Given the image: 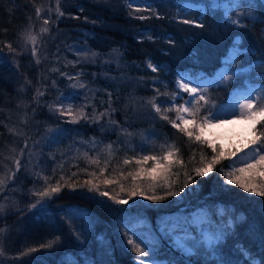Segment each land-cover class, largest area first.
Returning <instances> with one entry per match:
<instances>
[{
  "label": "trees",
  "instance_id": "16d2710c",
  "mask_svg": "<svg viewBox=\"0 0 264 264\" xmlns=\"http://www.w3.org/2000/svg\"><path fill=\"white\" fill-rule=\"evenodd\" d=\"M124 1L60 0L57 4V0H47L45 7L51 9V13L47 16L50 24L45 26L44 11L41 10L39 18L35 13L36 8L42 7L41 0H0V48L7 42L17 49L16 54H10L6 48L0 53V173L6 171V166L13 167V158L20 156V150L24 149L16 181L0 193V199L2 196L8 198L3 213H0V230H3L0 249L4 252L0 264L75 261L78 264H136L137 254L127 243L124 223L133 217L155 222L160 216L195 208H204L221 227L231 224L228 240L222 251L216 252L220 258L237 264L241 260L237 248L242 246L260 264L264 258V197L245 193L238 186L226 183L230 157H222L206 177H194V182L184 187L179 196L163 201L135 196L127 204L117 205L107 197L89 192L87 186L81 187L90 177L79 169L87 168L90 172L103 167L108 159L109 144L113 158L106 176H118V172H113V166L126 154L134 155L141 148L148 153H159L163 150L162 145L175 144L189 170L193 164L189 161L193 151L197 166L202 152L208 158L213 155V149L219 152L217 147L207 143L201 145L194 138L190 142L159 119L146 101L156 97L162 108H166L174 94L177 72L189 70L212 74L237 35L241 45L251 46L258 52L250 61L259 62L264 58L262 0H252V15L242 17L240 27L227 21L221 11H207L201 19L207 25L205 29L177 23V18L160 0L155 1L163 8V19H132ZM57 7L64 13L60 18H57ZM43 27L48 28L47 33L40 31ZM28 29L37 36L35 46L23 43L21 34ZM147 31L151 36L155 34L152 40L143 35ZM157 34L160 37H156ZM33 47L37 49L35 58L31 55ZM72 61L76 62L75 67L69 63ZM149 61L159 65L160 71L153 73L147 67ZM53 68L59 71L53 72ZM60 72L81 75L76 81L61 76ZM257 74L259 68L245 78L260 82ZM79 83L85 84L86 88H80ZM238 84L235 80L225 87L207 88V95L212 98L208 107L222 103ZM37 89L45 94L34 101ZM108 93H111L112 101L110 116H105L99 123L84 120L78 124L66 123L67 116L49 110V106L58 107L59 99L67 96L73 109L90 105L84 111L91 117L93 109L96 114L108 109ZM167 115L173 118L174 113ZM222 152L230 153L228 149ZM96 156L100 158V165L89 166L88 158ZM221 169H224L223 173ZM174 171L180 172L178 190L184 184V170L178 165ZM72 172H78V178L72 177L68 181V184L76 185L75 190H70L61 181V192L45 202L48 206L44 210H30V205L37 199L32 191L41 189L44 183L37 179V174L50 177L54 184L62 174L67 180ZM103 179L95 181L101 190L127 199V192H121L119 185L106 187ZM171 179L176 180V177ZM130 184L129 180L125 187ZM157 194H163V189ZM66 205L78 206L84 216L78 215L79 219H75L67 212L56 214ZM218 207L222 208L221 212ZM52 217L56 218L57 227L49 221ZM27 226L33 233L20 238ZM45 229L55 234L50 241ZM49 242H52L51 248H40L42 243ZM33 247L38 250L29 253ZM158 250L168 252L163 247ZM179 260L190 264H215L213 259L197 254L187 259L179 256Z\"/></svg>",
  "mask_w": 264,
  "mask_h": 264
},
{
  "label": "snow or ice",
  "instance_id": "6c2138e0",
  "mask_svg": "<svg viewBox=\"0 0 264 264\" xmlns=\"http://www.w3.org/2000/svg\"><path fill=\"white\" fill-rule=\"evenodd\" d=\"M60 0H57V4ZM130 11L128 13L129 17L139 21H144L147 19H163L164 17L158 13L152 11L150 5H146L141 8L138 3H132L128 0ZM236 7H241L240 3H233ZM133 5H137L133 7ZM36 17L41 16V9L36 8ZM57 18L64 15L60 7L56 8ZM142 13H147L142 14ZM78 19V17H73ZM246 18V17H245ZM177 23L197 28L205 29L207 25L203 20H194L188 17L177 18ZM264 22V21H261ZM234 26L240 27L239 20L232 21ZM50 24V18L43 19V25L47 26ZM42 33H47L48 28L43 27L40 30ZM22 35L23 43L26 45L31 43L32 45L37 44V36L32 34L30 29L26 30ZM148 40H152L153 37L149 35ZM170 43L172 41H169ZM4 48L8 50L10 54H16L17 49L13 47L11 43H4V47L0 48V53L4 51ZM31 55L33 58L37 57V49L33 47L31 50ZM95 55V53H93ZM251 53L244 48L243 45L233 42L231 48L227 49L226 59V72L220 73L219 79L224 83L230 81H243V78L250 76V74L255 73L257 68H259V79L260 83L257 86H252L249 80L247 85L242 83V87L245 88L244 94H237V98L233 100L230 107L221 106L216 108L213 105L212 108L208 106L212 104V98L206 94V88L200 84H195L190 79H186L183 75L179 76L176 80L177 88L180 91L189 94V99L183 104H172L167 108H162L161 104L157 102L156 97H153L146 101L151 106V110L156 113L159 119L167 122L173 129L182 135L186 136L191 142L193 138L196 142L203 145L205 142L201 139V136L197 133V129L202 130L205 125H211L213 123H223L228 119H242L248 120L252 124L251 134L252 138L244 145L248 151L239 160L233 161L228 165L230 169L226 175V183L228 185H236L245 193L254 194L258 197H264V58H262L258 64L254 65L249 61L247 63V68L243 66L245 57L250 56ZM79 59V57H78ZM36 63L39 64V59H36ZM73 67H75L76 62L72 61ZM147 67L153 72L160 71V66L153 64L150 61ZM53 72H58L59 69L53 68ZM61 76L66 77L69 80L79 81L81 73H76L75 76L60 72ZM215 80L208 81V85L215 83ZM55 84V81H53ZM75 87L76 85H71ZM80 88H86V85L79 83ZM159 93V89H156ZM45 93L37 89V95L33 97L35 101L38 97L43 96ZM108 109L104 112L98 114L95 113L93 109V115L90 117L85 111V107L90 105H85L80 109H73L71 105L64 107L49 106V110L54 113L64 117L67 116L66 123H76L78 124L81 120L85 122L91 121L92 123H99L101 119L105 116H110L109 109H111V93H108ZM175 111L177 115L175 118H171L167 113ZM113 123H115L113 121ZM191 125V127H189ZM10 131H12L10 129ZM15 134V133H13ZM131 135V133H128ZM27 147V142H25V148ZM162 152L159 153H148L145 152L143 148L134 155H125L121 162L113 166V172L117 173L118 176H106L108 172L111 160L113 158L112 145L109 144L108 148V159L104 161L103 167H99L97 170L88 171L87 168L79 169V172H85L90 177L84 181L83 186H87L89 192H96L101 197H107L112 200L113 203L117 205H125L128 203L132 197L143 196L146 200L151 201H163L168 197L179 196L181 192L184 191V187L188 184L194 182V177H206L215 167L222 157H233L236 156V151L230 153L218 152L217 149H213V155L208 158L203 152L201 153V158L199 161V166L194 163L195 151H193V156L189 157V161H193L192 168L189 170L187 163L183 160L180 153V149L175 146V144L162 145ZM242 150V149H241ZM24 149L20 150L21 155L15 156L13 158V167H7L4 173H0V193H3L9 185L13 184L17 179V173L21 169V156L23 155ZM101 163L99 156L88 158V165L99 166ZM183 168L184 184L180 186L177 190V184L180 178V172L174 171L177 166ZM62 168V165H61ZM224 172V169H221ZM55 174V173H54ZM175 176L176 180H172L171 177ZM72 177L78 178V172H72L71 176L65 179L62 174L59 180H56L53 184L50 177H40L37 174V179L43 180V187L38 190L32 191V195L36 196L37 199L34 203L30 205V210L33 208H39L44 210L48 205L45 203L53 198L54 195H58L61 192L62 184L64 181L68 185L70 190H75L76 185L68 184V181ZM103 177V184L107 186L119 185L121 192H127V199L120 198L119 196H112L107 190H101L98 183L95 181ZM131 181L130 186L127 188L125 184ZM159 189H163V194H157ZM4 207L0 205V213H3ZM231 224L226 225L224 228L220 229L217 233L213 234L211 238L207 240L196 242L195 238L192 239L190 243H186L188 248V254H192V250L199 247H204L207 245L208 250L211 253H216L222 251L224 244L229 238L228 229ZM3 230H0L2 233ZM79 239V237H77ZM127 243L131 246L132 250L140 257H148L149 251L145 247H142L138 242L133 240L131 237L128 238ZM52 242L42 243L40 245L41 249L51 248ZM38 249L33 247L28 250L29 253L36 252ZM237 252L240 254L241 260L237 261V264H256V262L249 255V250L245 247H238ZM27 253H24L26 255ZM4 252L0 249V256H3ZM245 256L248 258L243 259ZM66 264H78L75 262H66ZM137 264H146V261L141 259L137 261ZM147 264H156L155 261H148ZM215 264H231V261H226L220 259L215 262ZM260 264H264V258L261 259Z\"/></svg>",
  "mask_w": 264,
  "mask_h": 264
},
{
  "label": "rangeland",
  "instance_id": "374dc122",
  "mask_svg": "<svg viewBox=\"0 0 264 264\" xmlns=\"http://www.w3.org/2000/svg\"><path fill=\"white\" fill-rule=\"evenodd\" d=\"M47 0H41V10L44 11L42 13V17L47 18L51 9H48L46 6ZM161 1L164 7L167 8L168 11H171L172 14L176 18H184L188 17L190 19L197 20L201 14L204 12L203 9L209 10L203 6L212 5V10L216 9L218 11L223 12L227 19L231 24L232 21L239 20L240 24L242 22V17L249 18L252 14V0H208V2H194L191 0H166ZM132 3H138V6L143 8L146 5H150L152 11L158 12L162 15L163 8L159 6V4L154 0H130ZM264 3V0H262ZM233 3H240L241 7H236ZM174 4V5H172ZM124 5L129 7L128 0L124 1ZM247 5V6H246ZM137 5H133L135 7ZM171 6V7H170ZM55 10V9H54ZM196 12H199V15L196 16ZM51 13V12H50ZM253 13V12H252ZM147 14V13H142ZM204 14V13H203ZM43 18V19H44ZM29 28V27H28ZM145 33V32H144ZM235 42L239 43V38L234 39ZM231 48V47H230ZM227 55V53H226ZM226 55L222 60L221 66L211 75H206L202 72L195 71L190 72L189 70H183L177 72L174 78V94H172L169 102L165 105L166 108L172 104H183L186 100L189 99V94L183 91H180L177 88L176 80L179 76L183 75L186 79L192 80L195 84H200L206 88L211 86H224L222 80L219 79L220 73L226 72ZM256 62L253 64L255 65ZM246 68V67H245ZM259 78V74H257ZM215 80L216 82L208 85V81ZM249 78H243V81L236 80L239 82L237 86H234L226 95L225 99L222 103H218L216 108H220L221 106L230 107L231 103L235 98H237V94H244L245 88L242 87V83L247 85L249 83ZM252 86L259 85L260 82L251 81ZM70 97H61L58 101V107L63 105L67 107L70 105ZM145 108V106H144ZM143 108V109H144ZM212 108V107H210ZM145 110V109H144ZM173 118L177 115L175 111ZM191 127V125H189ZM252 124L248 120L242 119H228L223 123H213L211 125H205V127L200 130L197 129V133L201 136V139L211 145L212 147H217L220 151L228 149L229 152L236 151V156L230 157V163L233 161L239 160L240 157H243L245 153L248 151L247 148H244V145L252 138L251 134ZM167 145V144H165ZM242 149V150H241ZM158 153V151H155ZM15 187V186H14ZM8 198L6 196H2L0 199V205L7 204ZM77 206L66 205L65 207L61 206L60 215L67 211V213H71V215H75L74 213H80ZM65 208V209H63ZM184 208V207H182ZM222 208L218 207V211L221 212ZM83 212V211H82ZM49 221L56 226V218L52 217ZM56 221V222H55ZM124 228L127 233V237H131L133 240L138 242L142 247H145L146 250L149 251L148 257H140L137 255L136 264L138 260H145L146 264L148 261H155L156 264H190V262H186L185 260L179 262V256L187 259L191 255H203L206 256V259H213L214 262L219 261L220 255L217 253H211L207 245L204 247H199L192 250V254H188V248L186 243H190L193 238H195L196 242L199 244L201 240H207L211 238V236L217 233L221 227L219 224L214 222L204 208H195L188 212L181 210L171 215L160 216L155 222L149 221L147 219L138 218H130L129 222L124 223ZM31 232L30 234H32ZM45 234L49 238V241L53 238V232L45 229ZM21 235H25V233H21ZM52 235V236H51ZM160 243L161 246L158 244ZM159 247H163L168 252L163 253L159 249ZM161 249V248H160ZM209 252V253H208ZM177 254L178 258H175L174 255ZM256 264H258L257 260H254Z\"/></svg>",
  "mask_w": 264,
  "mask_h": 264
},
{
  "label": "bare ground",
  "instance_id": "6f19581e",
  "mask_svg": "<svg viewBox=\"0 0 264 264\" xmlns=\"http://www.w3.org/2000/svg\"><path fill=\"white\" fill-rule=\"evenodd\" d=\"M179 1V0H178ZM172 5H174V4H172ZM203 6H205V8H207V9H210V6L209 5H206V4H203ZM171 7V6H170ZM203 13H205V10L203 9ZM206 11H208V10H206ZM203 13L201 14V16L197 19V20H201L202 18H203ZM197 15H199V12H196V16ZM144 36H146V37H148L149 35H151L150 34V32L149 31H147V32H145L144 34H143ZM152 37H155V34H153V36ZM156 37H160V34L158 35H156ZM227 163L229 164L230 163V160L229 161H227ZM76 209H78L79 210V212L80 213H74L75 215H73V217L75 218V219H79L78 218V215L79 216H84V212H82V210H81V208H79L78 206L76 207ZM61 212H63V210L62 211H57V213L56 214H61ZM67 212V211H66ZM65 212V213H66ZM69 214H71V213H69ZM78 221V220H77ZM32 231H31V229H29V226H27L26 228H25V230H23L22 231V233H25V235H23V237H26V235L27 234H30ZM22 237V235L20 234V238Z\"/></svg>",
  "mask_w": 264,
  "mask_h": 264
}]
</instances>
